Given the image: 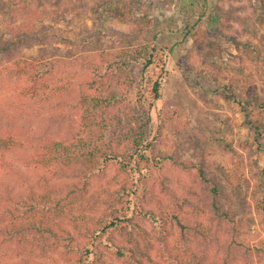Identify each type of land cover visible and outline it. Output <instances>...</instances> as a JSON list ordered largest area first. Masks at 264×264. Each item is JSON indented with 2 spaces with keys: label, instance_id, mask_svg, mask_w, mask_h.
Here are the masks:
<instances>
[{
  "label": "rangeland",
  "instance_id": "1",
  "mask_svg": "<svg viewBox=\"0 0 264 264\" xmlns=\"http://www.w3.org/2000/svg\"><path fill=\"white\" fill-rule=\"evenodd\" d=\"M146 45H158L166 55L159 100H152L138 84L141 63L133 64V82L123 83L106 71L102 58ZM76 60L95 63L106 81V95L118 97L104 123L87 130L81 125L78 101L81 91H87L83 83L88 73L70 67ZM52 62L59 67L69 63L61 69L67 75L59 72L54 80L40 82L57 93L48 102L28 105L30 98L23 95L28 82L33 76L40 78ZM67 76L72 83H67ZM3 123L34 136L49 129L68 141L77 133L87 135L93 145L114 150L127 163L126 152L143 134L144 151L134 153L140 165L134 175L131 170L122 174L119 162H110L106 171L89 179L90 194L104 192L108 197V190H120L121 179L129 178V184L143 193L147 183L146 207L156 212H176L179 200L192 198L199 187L197 168L203 165L229 195L230 218L224 227L233 237L230 251L238 257L233 264H264V0H0ZM15 162L21 178L0 172V187H16L18 196L24 190L22 182L33 183L36 177L20 156ZM176 162L196 169L185 171ZM71 182H50L56 186V197H64ZM136 221L149 231L154 245L153 262L146 264H171L172 246L160 240L163 234L155 228L169 223ZM76 238L82 246L90 244ZM123 241L119 238L117 243ZM194 243L199 254L225 264L227 244H210L208 249L200 240ZM101 251L105 264H123L111 242L105 241ZM44 257L39 263L55 264L54 258L62 255L47 252ZM5 263L0 252V264Z\"/></svg>",
  "mask_w": 264,
  "mask_h": 264
},
{
  "label": "trees",
  "instance_id": "2",
  "mask_svg": "<svg viewBox=\"0 0 264 264\" xmlns=\"http://www.w3.org/2000/svg\"><path fill=\"white\" fill-rule=\"evenodd\" d=\"M132 50L116 57H102L106 71L117 74L123 83L133 82L130 77L133 64L141 63L138 84L145 88L152 100H159L166 71L164 50L158 45ZM68 64L63 62L59 67L52 62L40 78L31 77L23 93L27 99L30 98L28 105L38 106L52 99V94L57 92L50 88L49 83L41 85L40 82L42 79L46 82L54 80L59 72L67 75L62 67L67 68ZM70 65L84 74L88 73L83 83L87 91H81L78 101L82 128L87 130L92 125L103 124L105 113L114 106L118 97L106 95V81L101 80L95 63L76 60ZM67 81L72 83L70 76H67ZM88 137L77 133L72 141H68L51 135L49 129L34 136L9 123L0 125V172L11 178H21L15 162L16 156H20L23 165L36 177L33 183L22 182L24 190L18 196H15L16 187H0V252L6 257L5 264H41L39 260L44 259L47 252L62 255L63 260L54 258L55 264L61 261L66 264H105L101 251L105 241L113 244L118 253L116 258L123 264L152 263L154 245L149 241V231L137 223V218L169 223L167 227L155 228L163 234L160 240L172 246L171 264H215L207 253L197 252L194 243L197 240L208 249L210 244L218 248L227 244L225 264L236 261L237 255L230 251L233 237L226 235L228 229L224 227L230 218L226 207L228 192L216 177L209 176L203 165L197 168L199 187L192 193V198L179 200L176 212H156L146 207L150 202L147 183L143 193L141 187L134 189L129 184L130 179L123 177L120 181L122 188L108 190V197H103L104 192L90 194L89 188V179L106 171L110 162L115 160L119 162L122 174L131 170L134 175L140 166L134 153L144 151L145 136H136L133 150L126 152L125 159L129 157V164L121 160L122 155H117L114 150L93 145ZM133 162L135 164L131 166ZM176 164L185 171L196 169L194 164ZM24 177L22 179L27 180L28 177ZM61 179L71 180L72 189L58 198L57 192L53 191L56 186L50 182ZM76 180L77 185L73 182ZM132 209L134 214L130 215ZM187 210L191 213L190 218ZM201 216L208 225H204ZM77 236L84 244H90L82 246ZM119 238L124 240L123 243H117Z\"/></svg>",
  "mask_w": 264,
  "mask_h": 264
}]
</instances>
